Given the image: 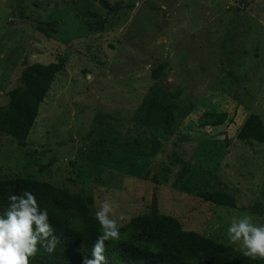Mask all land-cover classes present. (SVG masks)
<instances>
[{
    "label": "rangeland",
    "instance_id": "rangeland-1",
    "mask_svg": "<svg viewBox=\"0 0 264 264\" xmlns=\"http://www.w3.org/2000/svg\"><path fill=\"white\" fill-rule=\"evenodd\" d=\"M109 2L119 8L0 0V106L26 65L65 59L26 141L0 133V178L91 196L93 214L107 201L119 224L155 197L184 229L239 249L227 237L232 219L264 223V143L237 138L249 114L264 121V0ZM94 13L103 29L91 26ZM52 21L49 36L38 30ZM216 190L236 206L198 195Z\"/></svg>",
    "mask_w": 264,
    "mask_h": 264
},
{
    "label": "trees",
    "instance_id": "trees-1",
    "mask_svg": "<svg viewBox=\"0 0 264 264\" xmlns=\"http://www.w3.org/2000/svg\"><path fill=\"white\" fill-rule=\"evenodd\" d=\"M104 8L115 11L119 4L111 5L109 0H97ZM98 17L93 29H103L106 19ZM56 21L40 24L38 30L49 36ZM65 68V59L47 64L34 62L24 67L21 74L22 86L9 92V102L0 106V133L23 143L39 113L40 104L46 98L56 75ZM163 66L154 70L159 78ZM154 105L158 106L157 103ZM147 105L146 108H150ZM166 126L170 132L173 111L166 110ZM223 113L216 124L226 118ZM237 138L251 143H264V121L260 114L251 113L242 124ZM173 162L182 164V174L188 171L184 159L172 151ZM31 191L38 203L48 210L49 222L57 243L48 253L37 245L39 251L30 264H83L91 258L92 246L102 234L100 226L91 212V196L84 197L50 182L28 178H0V214L7 208L9 194ZM199 196L213 203L236 206L233 195L224 191L199 192ZM150 211L130 218L119 224L120 239L104 241L103 264H264V260H252L241 255L232 245L216 241L194 230L184 229L179 219L159 212L156 198Z\"/></svg>",
    "mask_w": 264,
    "mask_h": 264
},
{
    "label": "clouds",
    "instance_id": "clouds-1",
    "mask_svg": "<svg viewBox=\"0 0 264 264\" xmlns=\"http://www.w3.org/2000/svg\"><path fill=\"white\" fill-rule=\"evenodd\" d=\"M7 208L0 214V264H30L39 249L51 253L57 237L49 222L48 210L31 191L9 194ZM112 206L104 201L95 213L102 231L92 246L91 258L83 264H103L104 241L120 239V225L110 217ZM228 240L238 245L242 256L264 260V223L253 222L248 214L233 218L227 228Z\"/></svg>",
    "mask_w": 264,
    "mask_h": 264
}]
</instances>
